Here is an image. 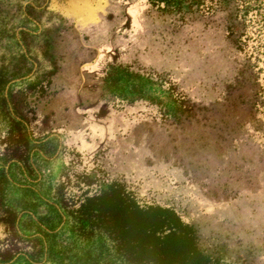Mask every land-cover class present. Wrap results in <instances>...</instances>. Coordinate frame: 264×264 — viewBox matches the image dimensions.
<instances>
[{
  "label": "rangeland",
  "instance_id": "1",
  "mask_svg": "<svg viewBox=\"0 0 264 264\" xmlns=\"http://www.w3.org/2000/svg\"><path fill=\"white\" fill-rule=\"evenodd\" d=\"M122 191L264 264V0H0V264H128Z\"/></svg>",
  "mask_w": 264,
  "mask_h": 264
},
{
  "label": "trees",
  "instance_id": "2",
  "mask_svg": "<svg viewBox=\"0 0 264 264\" xmlns=\"http://www.w3.org/2000/svg\"><path fill=\"white\" fill-rule=\"evenodd\" d=\"M111 187L108 192H114L118 186ZM121 194L127 201L122 205L123 235L117 236L115 242L120 256L128 264H217L200 248L196 231L174 208L142 205L125 195L129 193L122 191ZM152 211L157 217L155 222L143 223L136 230L128 223L132 212L145 218Z\"/></svg>",
  "mask_w": 264,
  "mask_h": 264
}]
</instances>
